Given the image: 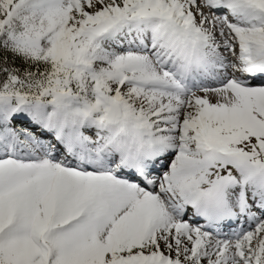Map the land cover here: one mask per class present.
Masks as SVG:
<instances>
[{"label":"snow or ice","instance_id":"1","mask_svg":"<svg viewBox=\"0 0 264 264\" xmlns=\"http://www.w3.org/2000/svg\"><path fill=\"white\" fill-rule=\"evenodd\" d=\"M0 264H264V0H0Z\"/></svg>","mask_w":264,"mask_h":264}]
</instances>
